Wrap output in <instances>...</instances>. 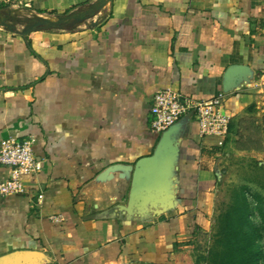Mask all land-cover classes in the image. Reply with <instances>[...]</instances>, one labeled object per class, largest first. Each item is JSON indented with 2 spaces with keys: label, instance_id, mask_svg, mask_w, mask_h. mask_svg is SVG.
I'll list each match as a JSON object with an SVG mask.
<instances>
[{
  "label": "crops",
  "instance_id": "crops-1",
  "mask_svg": "<svg viewBox=\"0 0 264 264\" xmlns=\"http://www.w3.org/2000/svg\"><path fill=\"white\" fill-rule=\"evenodd\" d=\"M166 87L222 97L232 131L218 146L181 117L158 176L170 204L130 207V184L90 182L153 154ZM263 93L264 0H0V140L32 135L42 162L26 193L0 195V264H178L215 222L222 152Z\"/></svg>",
  "mask_w": 264,
  "mask_h": 264
},
{
  "label": "rangeland",
  "instance_id": "rangeland-1",
  "mask_svg": "<svg viewBox=\"0 0 264 264\" xmlns=\"http://www.w3.org/2000/svg\"><path fill=\"white\" fill-rule=\"evenodd\" d=\"M239 122L237 138L240 135L239 138L246 149L230 148L222 152L218 164V188L214 198L215 216L226 207L232 189L241 184L246 185L249 190L251 218L258 228L261 264H264V227L261 225L253 197V194H259L262 198L261 206L264 208V93L249 104L247 114L240 118ZM216 217L208 231L196 232L192 240L184 245L188 249L182 254L178 264L206 263L205 257L213 243L216 230Z\"/></svg>",
  "mask_w": 264,
  "mask_h": 264
},
{
  "label": "built area",
  "instance_id": "built-area-1",
  "mask_svg": "<svg viewBox=\"0 0 264 264\" xmlns=\"http://www.w3.org/2000/svg\"><path fill=\"white\" fill-rule=\"evenodd\" d=\"M222 104V97L193 100L182 97L169 87L158 89L149 109L150 127L161 133L191 113L198 125L199 134L217 137V145L222 146L230 123V116L224 112ZM34 140L32 135L0 140V165L10 168L9 177L0 182V195L26 193L21 175H35L41 170L42 162L33 152Z\"/></svg>",
  "mask_w": 264,
  "mask_h": 264
},
{
  "label": "trees",
  "instance_id": "trees-1",
  "mask_svg": "<svg viewBox=\"0 0 264 264\" xmlns=\"http://www.w3.org/2000/svg\"><path fill=\"white\" fill-rule=\"evenodd\" d=\"M239 124L238 121L237 125ZM232 126L230 120L228 135L232 131ZM235 132L238 135V131ZM239 137L240 135L235 140V148L245 150ZM248 191L244 184L232 189L229 202L216 217L214 239L205 257V264H261L258 228L251 218ZM253 197L261 225L264 227L262 198L256 193Z\"/></svg>",
  "mask_w": 264,
  "mask_h": 264
},
{
  "label": "water",
  "instance_id": "water-1",
  "mask_svg": "<svg viewBox=\"0 0 264 264\" xmlns=\"http://www.w3.org/2000/svg\"><path fill=\"white\" fill-rule=\"evenodd\" d=\"M176 122L162 131L154 152L149 157H142L134 164L116 163L102 169L90 182L91 185L114 183L116 187L126 189L131 185L129 206L139 208L170 204L173 194L161 190L158 176L161 170L170 165L174 153L172 137L176 131Z\"/></svg>",
  "mask_w": 264,
  "mask_h": 264
}]
</instances>
